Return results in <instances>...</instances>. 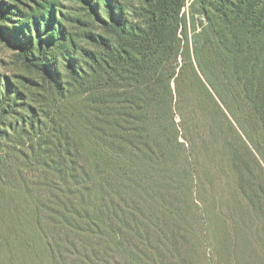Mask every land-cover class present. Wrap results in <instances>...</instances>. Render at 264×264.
Here are the masks:
<instances>
[{"label":"trees","instance_id":"16d2710c","mask_svg":"<svg viewBox=\"0 0 264 264\" xmlns=\"http://www.w3.org/2000/svg\"><path fill=\"white\" fill-rule=\"evenodd\" d=\"M80 1L76 28L51 4L0 31L26 71H0V264L57 263L64 231L131 263L242 264L212 202L226 175L264 217V0Z\"/></svg>","mask_w":264,"mask_h":264},{"label":"rangeland","instance_id":"374dc122","mask_svg":"<svg viewBox=\"0 0 264 264\" xmlns=\"http://www.w3.org/2000/svg\"><path fill=\"white\" fill-rule=\"evenodd\" d=\"M123 2H136V0H121ZM193 0H189L185 9L188 12L190 4ZM5 4H14L10 0H0ZM16 2V1H15ZM16 13H7L6 17L0 18V31L7 32L8 35L15 39H24V34H28L26 30V22L29 17L36 12H40V7H47L53 4L55 7L56 18L67 28H76L79 26L78 20L86 19V4L80 0H22L15 3ZM102 4V3H101ZM51 7V6H50ZM13 10V8H12ZM42 12V11H41ZM202 20L203 17H199ZM32 34L37 36L36 24L30 25ZM3 27V28H2ZM41 30L49 33L46 24L41 25ZM0 71L8 75L20 74L26 72L22 62L17 57V51L0 36ZM255 172L258 180L264 183V173L254 162ZM216 196H223L224 201L217 199L212 205L215 207V221L218 222L220 230H227L229 236V245L232 250V262H241L242 264H264V217L255 213L246 199H240L237 194L236 184L224 175L215 188ZM40 192V191H39ZM3 194V191L0 190ZM8 193V191H6ZM7 196V195H5ZM3 196V197H5ZM12 200L8 196L7 200ZM244 201L246 208L239 207V203ZM197 203H199L197 201ZM6 207V204H5ZM7 210V209H6ZM227 226V228H225ZM51 236H59L57 232L49 230ZM65 232V231H64ZM62 232V239H59L63 254L58 258L57 263L46 252L44 258L39 264H137L128 262L122 257V252L109 246L106 243H96L97 239L86 237L80 233L74 234L75 249L71 245L65 244L68 236ZM87 238V239H86ZM70 240V238H69ZM64 242V243H63ZM207 244V243H206ZM207 247V245H206ZM210 252L207 259L203 258L200 264H218L217 258L212 257L214 249L208 248ZM216 254V251H215ZM218 257V255H217ZM105 259V260H104ZM107 260V261H106ZM152 264H154L152 262ZM164 264V261H163Z\"/></svg>","mask_w":264,"mask_h":264}]
</instances>
